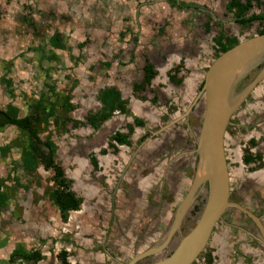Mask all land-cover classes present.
Instances as JSON below:
<instances>
[{
	"label": "rangeland",
	"instance_id": "rangeland-1",
	"mask_svg": "<svg viewBox=\"0 0 264 264\" xmlns=\"http://www.w3.org/2000/svg\"><path fill=\"white\" fill-rule=\"evenodd\" d=\"M36 1L40 2V0ZM199 1L198 4H203V8H200L201 11L198 13L190 11L176 13L175 10H169L168 13L159 14V10L150 12L149 5H145L147 10L145 17L149 18L155 15L159 20L169 18L171 35L161 40H149L148 43L144 39V35L134 32L137 35L132 34L137 39L135 48L131 47L130 38L122 37L118 40L115 37L116 29L128 26L126 10L120 0H71L70 4L67 2L68 8L65 9L66 13L63 14V19L59 18L57 13V22L62 23L63 20L67 22L71 18L79 24L77 32H80L81 37L96 32L93 35L96 38L98 33H102L97 37V39L101 37V41L94 42L96 44L94 52L88 55L89 62H93L92 69H90L92 71L86 68L83 62L78 64V67L73 66L75 63H71L65 54L69 53L70 55L75 49L72 47L73 49H67L60 52L59 55H62L61 60L65 66L67 65L65 68H70L68 72L70 82L75 81L70 83L67 80H62V73L59 70L56 72L54 69H52L50 77L46 78L51 84H55L58 89H62L70 96V104L73 109L65 117L72 121L82 122L83 125L72 127L71 123L66 122L63 127L53 126V120L49 119L48 127L37 133L38 138L42 139L47 133L51 134L52 137L53 131H64L66 132L65 137L56 139V148L61 145L65 152L61 157H67L66 152H72L77 158L83 157L84 150L88 151V148L83 145L79 138L83 135L86 136L87 132V134L91 133L90 128L84 123V118L98 111L100 104L97 102V92L104 87L117 89L125 101V108L130 110V115L137 116L144 123L143 127L132 129L129 135L130 145L127 148L120 147L116 156L112 157L111 163L114 167L112 173L110 172L111 176L107 175L106 171L100 173V184L95 181L99 174L96 173V169H90L87 160L86 174H81L77 178L83 180L84 177L86 182H89L98 192L96 197L87 198L84 195L80 197L81 191L75 190L73 187L75 184L73 177L77 175H74L70 180V190L82 199V205L76 213L72 214L76 216L75 220L77 219L78 222L74 221L76 223L73 225L74 230H71L70 233L67 231L64 233L67 235L72 233L76 239L81 238L79 241L87 238L88 241L94 242V249L84 245V249L77 250L84 252L85 256L90 257L92 255V259H96V264H127L134 255L159 245L169 229L175 210L185 197L195 174L197 161L195 152L196 130L200 124V114L197 110L198 107L192 102L198 93L207 66L214 59L211 38L218 33L217 29H220L225 36L236 37L237 42H240L254 36L255 31L260 28L256 22L246 29L235 24L232 16L223 8L228 0H213V4L212 0ZM25 2L26 0H17L16 4L20 8L23 5L21 3ZM12 3L13 0H3L0 6L3 7L2 5H4L11 10L15 8L12 7ZM252 4L248 14L264 12L262 1L259 7L254 3ZM141 8H143V4H138L130 14V17H135L134 21L139 23L140 27L142 26L139 20ZM16 10L19 9L16 8ZM53 18L55 17L51 15L42 22L41 27L46 32L53 31ZM153 18L146 20L149 24H153L151 25L153 28H151L156 30V25L159 26L161 21L157 23L158 21ZM206 22L209 23L207 30L204 27ZM176 35L179 38L177 40ZM151 37L156 39L157 33ZM89 43L90 40L88 39L84 48ZM165 49L169 50V55ZM83 51L85 50L81 49L79 54H84ZM31 52L34 62L33 64L30 62L29 70L31 71L25 73L21 71L19 76H24L21 80L18 78L16 80L18 83H22V79H26L25 75H27L26 86H31L32 93L30 92V94L36 95L41 90L43 75L39 69H35L34 64L41 63L42 55L45 52L35 49ZM110 57L112 58L111 62H107L110 61ZM142 57H148L153 62L156 71V76L151 83V89L155 92V104L153 105L148 102L153 97V93L145 90L135 94L134 97L131 94V85L138 82L141 77V63L137 60L139 58L141 60ZM178 59L182 60V71L174 76V80H180L178 85H174L173 82L168 83L165 73ZM100 60L105 63L100 65ZM111 63L109 69H104ZM21 67L19 66V69H23ZM248 71L241 74L235 83L234 96H237L255 75L251 69ZM179 76H182V79ZM61 84L66 87L61 88ZM23 90L24 88H21L19 91ZM42 91H40L41 95ZM48 95L53 98L50 92ZM139 97H142V100H139ZM22 101L24 102L23 98L19 96L18 105L22 104ZM134 107L147 111L149 117L136 112ZM57 108H59L57 115L62 118L64 114L60 111V107ZM25 109L28 112V108L25 107ZM111 117H119L120 128L131 122L130 116H122L116 112ZM16 133L14 128L7 127L0 133V142H12ZM143 136L145 138L140 142L139 139ZM21 138L19 137L18 143H23ZM52 141H54L53 137ZM251 143H254L253 146ZM70 145L72 147H69ZM73 148H75V152H73ZM59 149L58 147L57 151ZM223 152L228 174L229 201L254 213L264 229V77L231 113L224 131ZM243 153L252 156L259 154L261 161L243 165L241 162ZM118 157L119 159H117ZM9 158L8 161L16 160L18 155L11 152ZM8 161L0 164V177H4L5 173L8 172ZM39 174L45 182H42L43 184L36 190L37 194L43 198V190L50 184L51 171L43 172L40 169ZM64 174L67 179L70 178L69 175ZM205 189L206 185L204 184L196 189L185 215L179 222L168 245H174L193 226L194 220L200 214L204 204L205 194L203 190ZM6 191L4 189V195H6ZM99 198L105 208L109 204L111 205L110 210H93L91 206H94L95 200ZM44 202L45 204L40 209L34 210V216L26 217L28 226L34 222L35 228H31L30 232H35V237L42 235L40 233H44L43 230L53 225L54 218L56 219L54 209L49 206L50 203ZM15 207L21 209L17 204L12 205L10 202L7 213L11 209L13 211ZM20 213L22 211H18V214ZM22 220L20 217L18 225H21ZM50 222L52 223L49 225ZM16 226L11 228L7 225L6 213H0V243L3 239L11 237L10 231L12 229L21 230V226ZM68 227L70 226L68 225ZM57 230L60 231V226ZM13 237L11 238L13 239ZM27 243L30 250L36 246L38 248L39 245H41L40 249H43L42 252L50 250L49 245L38 244L37 241L36 243L34 241ZM260 246L263 247L262 240L258 238V231L252 221H249L236 210L228 208L212 229L205 247L191 264H203L207 260L210 264H264V251ZM170 248L167 246L161 253L143 257L138 264H150L164 255L163 253L169 251ZM87 249H91V251ZM77 250L70 249L68 253L70 260L72 256H74L73 260L79 259L78 256H75ZM53 251L54 253L48 252V256L51 258L53 254H56L58 248L52 247ZM3 255L5 254L0 253V264H6ZM12 264L24 263L14 260Z\"/></svg>",
	"mask_w": 264,
	"mask_h": 264
},
{
	"label": "crops",
	"instance_id": "crops-1",
	"mask_svg": "<svg viewBox=\"0 0 264 264\" xmlns=\"http://www.w3.org/2000/svg\"><path fill=\"white\" fill-rule=\"evenodd\" d=\"M2 1L3 0H0V4ZM13 1H16V0H13ZM27 1H29V2H27ZM35 1L36 0H26L25 3H21L24 5V7H23V5H21L20 8H18L17 4L15 3L12 6L15 8H12L11 10L7 9V7L4 5H2L3 7L0 6V111H4L7 107V105H11V106L17 108V118H21L24 116L26 117V116H28V114H30L31 105L33 104L34 101L39 99V97L41 96L40 91H42V89H44V91H42V94L48 96V98L51 100V98L48 95V91L44 87L45 85H47L48 87H51L54 94L61 95V96L67 95L69 97L68 102L70 104V96L68 94H66L65 91H63L62 89H60V88L58 89L55 84L54 85L51 84L49 82V80L46 78L50 77L49 75H50L52 69H54V71L57 72V70H59L62 73L61 74L62 80H67L68 82H70V79H69L70 75L68 74V72L70 71V68H68V67L65 68L67 65L66 66L64 65L63 60H61L62 55H59V54H60V52H64L67 49L68 50L73 49L72 47L75 48V49H73L74 53L72 52V53H70V55H69V53H65V54H67L70 62L75 63L74 65L73 64L72 65L73 66L76 65L75 67H78L77 65L83 62V65H85L86 68H88L89 70L92 69V63L93 62H89L88 55H91L92 52H94L93 50L96 47V44H94V42L97 41V43H98L99 41H101L100 40L101 37H99L98 39H97V37L102 33H98V36L96 38L93 37V35L96 32L91 33V35L85 34V35H83V37H81L80 32H77V29H78L77 27L79 24L77 25V23H76L75 25H72L69 23L70 21L65 22L64 20L60 24L58 22H56V26L55 27L53 26V31H51V32L47 31V35L45 37H41V35L39 36V34H37V32H36V29L34 28L33 20H31L30 16H27L28 11H26V8L29 6V4H32ZM52 1L54 2V10H55V12L58 13V15L65 14L66 13L65 9L68 8L67 2L69 4L71 3V0H60L58 2H57V0H52ZM62 1H64V2H62ZM86 1H90V0H86ZM205 1H209V0H205ZM120 2L123 3V7L126 10L127 25L128 26H124L122 28L116 29L115 37L118 40H119V38L122 39V37L123 38L128 37V39L130 38V41H131L130 45L132 48L133 47L135 48L136 40H137L136 39L137 35L134 32H136L137 34L140 33V35H144L145 36L144 39H146L148 41V43H149V40H152V41L161 40L164 37L168 38L169 35H171V31L169 30V18H167L166 20L165 19L159 20L155 15L150 16V17L148 16L149 18L154 17L153 19H156L158 21L157 23H159L161 21L159 26L156 25L157 26L156 30L152 29L153 27L151 25H153V24H149L147 22V20L149 18L145 17V15L147 13L145 5H149V7H150L149 11L150 12L152 10H159V14L168 13L169 10H175L174 12H176V13H178L179 11H190V12L198 13L199 11H201L200 8H203V4L202 5L198 4V3H200L199 0H120ZM138 4H141V5L143 4V8L140 9L141 10V17L139 18L140 22L142 23L141 27H140L139 23L134 21L135 17L134 18H133V16L130 17V14L134 11V9L136 8V6ZM212 4H213V0H212ZM225 4L223 6L224 10H225ZM1 8H2V10H1ZM16 8L19 10H16ZM76 9H79V8H76ZM227 13H229V12H227ZM229 14L231 15V13H229ZM179 16L180 15H178V17ZM190 16H193V15H190ZM61 18L63 19V16ZM121 21L123 22L124 20H121ZM135 23H137V24H135ZM136 25L139 27H137ZM204 27H205V30H207L209 27V23L206 22ZM142 28H143L144 32H143ZM172 29H174V28H172ZM176 30H178V27H176ZM179 30H181V29H179ZM53 32L60 35L61 41H62V46L65 48H63L61 50L60 49H52V48H50V46L47 45V40L51 37ZM141 32H143V33H141ZM217 32L218 33L211 38V49L213 52H214V45H213L212 39L215 38L217 35H223L224 37H227V36H225V34L223 32L220 31V29H217ZM155 33H157V36H158L156 39H154V37L153 38L151 37ZM132 34L133 35L135 34L136 36L133 37ZM175 38H176V40L179 39L178 35H176ZM88 39L90 40V43L88 45H86L87 46L86 48H84L85 44L88 43ZM77 40H79V41L77 42ZM81 43L83 45H80V48H79L77 45L81 44ZM19 48H20V50H19ZM34 49L35 50H42L45 53L42 55L43 58H42L41 63L38 65L34 64L35 69L36 70L39 69V72H41V74L43 75V82L41 83V90L36 95L35 94L31 95L30 94V92H31L30 87L31 86L30 85H29L30 87L26 86V84H27L26 79L28 78L27 75H25L26 79H24V78L22 79L23 80L22 83L21 82L18 83V80H16V79L18 78L19 80H21L22 76H24V75H22L21 77L19 76V73L21 71H24V73L27 71H31V70H29V68L31 67V63L32 64L34 63L31 51H33ZM81 49L85 50V51H83L84 54H79ZM130 54L133 56L132 52H130ZM97 55H99V54H97ZM213 57H214V55H213ZM48 58H52V59L49 60ZM129 58H130V56H129ZM109 59H110V61H107V62H111L112 58L110 57ZM145 60H147V62L150 63L149 62L150 59L148 60V57H142L141 60L139 58V60H137V61H140L141 67H142L145 65V62H144ZM100 62H101L100 65L105 63L103 60H100ZM41 64L44 65L45 67L42 66ZM150 64H153V62ZM111 65H112V63L109 64L108 66L104 67V69H109L111 67ZM19 66H22L23 69H19ZM152 67H153V70L156 74V71L154 69V65H152ZM174 68L176 71L174 76H176L182 71V60L181 59H178L177 61H175V63L173 65H171L170 69L173 70ZM66 70H67V74H66ZM171 70H167V72H170V73H168L170 75L172 74ZM90 71H92V70H90ZM154 76H156V75H154ZM179 78L182 79V76H179ZM73 81H75V80H73ZM73 81H71V82H73ZM60 87L64 89L66 86H63L61 84ZM21 88H24V90L19 91ZM18 95L20 97H22L24 100V102L22 101V104H20V105H18V103H17L18 98H19ZM121 100H122V98H121ZM26 104H27V106H26ZM21 106L27 107L28 112L26 111L27 109H25V107L23 109V107H21ZM134 110L136 112H139L140 114H144L147 116L149 115L147 111L140 110V109L135 108V107H134ZM49 119L53 120L52 117ZM121 119H124V118L121 117ZM1 120L2 119L0 116V123H1ZM130 121L132 122L131 116H130ZM131 122L129 124H131ZM52 124H53V126H56V125H54L53 121H52ZM48 125L49 124L47 122L46 127H48ZM120 125H121V121H120L119 117H117V118L111 117V118L107 119L96 130H92L87 125L90 128L91 133L87 134L88 133L87 132L86 136L83 135L79 139L81 142H83V145L86 148H88V151L84 150V156L81 158L75 157V155L72 152L71 153L66 152L68 154V156L67 157H61L62 155L65 154V152L61 148V145L58 146L60 149H59V151H57L58 147L56 148V146H57L56 139L65 137L64 134L66 132H64V131H62V132L58 131L59 133L56 131H53L52 137L54 138V141H52L51 134H49V133H47L42 139L39 138L40 140L48 138V140L50 142H52L53 147H54L53 160L55 163H57L60 166V168L62 169V172H63V177L66 180H68L70 182V184H71V181H70L71 178L74 175H77L76 177H73V180L75 181V184H73V187L75 190L81 191L80 193H82V194H80V197H82L84 195V197L90 198L92 196L96 197V195L98 194V192L95 191V189L90 185V183L86 182V179L84 177H83V180L77 178L78 176H81V174H83V175L86 174L85 170L87 168V166H86L87 160H88V163H89L88 165L90 166V169H93L94 167L92 166L90 160H91V158L94 159L95 164H96L94 169H96V173L99 174V177H96L95 181L97 184H100L101 174L103 172L106 171L107 175L111 176L112 168L114 167L113 164L111 163L112 157L116 156L120 147L123 146V147L127 148L124 145H116L115 146L114 142L110 140V137L115 132H120V133H126L127 132L126 131V125L127 124H125V126L123 125L122 128L119 127ZM9 126L14 128L17 131V133L14 136V140L12 139V142L11 141L0 142V150L3 148H6L3 150V152L0 151V164L2 162L8 161L10 159L9 155L11 154V152H15L18 155V158L16 160L8 161V163H9L8 172L5 173L4 177H0V192L3 194V196H5V198H4L5 202L0 207V213H4V212L6 213L7 225L11 226V228H14L15 225H17L18 227L21 226V230L12 229V231H10L11 232L10 236L11 237L14 236V237H13V239L11 237L9 239L5 238V239H3V241H1L0 253L5 254L3 256H5V259H7V258H10L12 251L16 248H20L26 252H30V249L28 248L29 244L27 242L28 241H34L36 243V241H37L38 244L42 243V245L43 244L49 245L48 248L50 250H48L47 252H43V254L46 253L47 255L42 256V259L40 258V261H37L35 264H58V263L62 264V259H63L62 254L63 253H64L65 261H68V263L66 262L67 264H96V262H95L96 259H92V257H91L92 255L90 257L88 255L85 256V254H83L84 252L77 250V249H82V248L84 249V247H85L84 245H87L88 247H91V249L92 248L94 249L95 243L92 241H88L87 238L85 240H82V241L81 240L79 241V239H81V238L76 239V240H74L75 243L73 245H69L71 247V249L77 250V253L75 254V256L79 257V259L77 261L73 260L74 256H72L71 260L69 259V257H68L69 254L67 253L68 249L66 248L65 240H61L62 241L61 244H60V242L56 241L54 243V246L48 240L49 238H51L49 236H51V235L54 236L56 234V228L59 227V223L63 222V223H66L67 225H69L71 220L73 221L72 222L73 224H74V221L77 220V219L75 220L76 216H73L72 214L76 213L79 210L80 205H82V199L77 197L73 191H71V192L74 194V196L76 198H78L80 200V203H79L78 209L76 211H72V213L70 211L67 212L65 222L61 221V220L59 221V219H58V217L60 218L59 213L54 208V211H55L54 214L56 216V219L54 218L53 225L56 228H47L46 227L43 230L45 232L40 233L42 235H40L39 237H35L36 236L35 232H33V233L30 232L31 228H33V229L35 228L34 222H32L30 226H28V223L26 222V217L34 216V214H33L34 210L40 209L42 207V205L45 204L44 201H47L49 203L48 197H47V190H43L44 200H42L43 198L37 194V190H36L37 187H40L45 182V180L43 181L42 178L40 177V174H39L40 169L43 172H45L47 170H44V168L41 165L36 166V168H34L32 171L25 170L22 167L23 163L20 160V152H19L18 147L21 146L23 143H18L19 137L21 138V134L19 133V130L16 129L12 125H3L0 128V133L2 131H4L5 129H7V127H9ZM41 128H42V126H41ZM45 129L46 128H43L42 131ZM18 134H19V136H18ZM37 137H38V134H37ZM128 140H129V137H128ZM110 145L116 147L115 151L113 150V148H111ZM69 147H72V145H70ZM72 150H73V152H75V148H73ZM58 152H59V154H58ZM243 155H244V153L241 155V157ZM117 159H119V157ZM48 171H50V170H48ZM64 173L69 175L68 177H70V178L67 179ZM88 174L89 173L87 172V175ZM97 181H99V182H97ZM4 189H6L8 191V192L7 191L5 192L7 196L4 195V193H3ZM10 202H12V205L17 204V206L21 207V209L15 207L13 211L11 209V211L7 213V209H8ZM94 203H95V205L91 206L93 208V210L103 211L105 209L110 210V208H111L110 204L108 207L106 206V208H105L104 204L100 201V198L96 199ZM18 211L19 212L22 211V213L18 214ZM12 212H13V214H12ZM71 215H72V217H71ZM20 217H22L23 220H22L21 225H18V222L20 221ZM13 221H15V222H13ZM76 223H78V222L76 221ZM65 230H66V227H65L64 231ZM68 232L70 233L71 231L68 230ZM62 237L63 236H60V238H62ZM73 237H74V235H73ZM45 239L48 242H44ZM26 246H27V248H26ZM40 246L41 245H39L38 248H37V246L35 248H33V251L40 254L43 250V249L42 250L40 249ZM52 247L55 249L62 247L61 254L60 255L53 254L52 258L50 256H48V252L54 253V251L52 252ZM260 248H262V250L264 251V244H263V247L260 246ZM91 249H87V250L91 251ZM86 252H88V251H86ZM57 256H58V259H57ZM17 258H19V257H16L15 259H17ZM67 258H68V260H67ZM80 258H81V260H80ZM26 264H32V262L30 261V263H26Z\"/></svg>",
	"mask_w": 264,
	"mask_h": 264
},
{
	"label": "water",
	"instance_id": "water-1",
	"mask_svg": "<svg viewBox=\"0 0 264 264\" xmlns=\"http://www.w3.org/2000/svg\"><path fill=\"white\" fill-rule=\"evenodd\" d=\"M261 57L264 58V34L237 42L207 66L202 86L192 102L198 107L201 120L196 130L197 161L194 177L159 245L134 255L127 264H135L143 257L158 254L155 252L157 248L161 253L167 246L171 247V253L161 255L150 264H191L205 247L212 229L228 208L249 218L264 244V229L259 219L240 205L229 201L228 174L223 152L224 131L231 113L264 77V65L237 96L233 95L235 83ZM197 98L199 101L196 102ZM203 184L206 189L203 190L205 199L200 214L186 234L174 245H168L196 189Z\"/></svg>",
	"mask_w": 264,
	"mask_h": 264
},
{
	"label": "trees",
	"instance_id": "trees-1",
	"mask_svg": "<svg viewBox=\"0 0 264 264\" xmlns=\"http://www.w3.org/2000/svg\"><path fill=\"white\" fill-rule=\"evenodd\" d=\"M264 3V0H229L225 4V10L231 13L233 21L235 24L239 25L241 28H249L252 23L256 22L260 28L255 31L256 35L264 34V12L260 13H249L248 11L252 7V3L256 6H260V2ZM214 45V57L218 56L220 53L228 50L237 44L236 37H224L223 35H217L212 39ZM47 45L52 49H63L61 37L57 33H53L51 37L47 40ZM81 44L77 46L80 48ZM43 58V56H42ZM51 60L52 58H48ZM54 59V58H53ZM262 64H259V70ZM172 74L168 75L169 81L173 82L175 85L180 83V80H174V75L176 73L175 68L171 70ZM155 72L150 63L145 61V65L142 67V79L139 83H134L132 85L133 93H140L145 88L148 87L150 80L154 77ZM48 92H50L51 100L48 96L42 94L38 100L34 101L30 108V114L21 118H17V108L7 105L4 111H0L1 123L0 128L3 125H12L19 130L21 134L23 144L17 146L20 152V160L23 163L22 167L25 170L32 171L36 166L41 165L44 170H50L52 172V181L54 183L53 188L47 191V197L57 208V211L61 217L64 219L68 211H76L78 209L80 200L74 196V194L69 189L70 182L63 177V172L60 166L54 162V147L52 142L48 138L40 140L37 137V133L43 128H46L49 118H53V123L63 127L64 123H71L72 127L83 125L82 122L72 121L66 118L65 115L70 112L73 107L69 104V97L67 95L61 96L54 94L51 87L47 85L44 86ZM151 92V91H150ZM142 100V97H139ZM97 101L100 104L98 111L90 114L84 118V123L87 124L92 130H96L104 121L109 119L113 113L117 112L123 116H130V112L125 108V101L120 99L119 92L113 87H104L99 89L97 92ZM150 104H155V96L149 100ZM60 111L64 114L62 118L57 115ZM143 121L136 117H132L131 124L126 125V133L115 132L110 140L114 142L115 145L129 146L130 142L128 140L129 135L132 132L133 127H143ZM42 126V128H41ZM145 136L141 137L139 141L141 142ZM254 143H251L253 146ZM115 151L116 147L110 145ZM6 148L1 149L0 151ZM260 155H249L244 154L242 156L243 164L259 163ZM92 166L95 168V161L93 158L90 160ZM5 196L0 192V207L4 204ZM62 264H67L64 258V253ZM19 257L22 259L31 260L32 264H35L39 259V253H27L26 251L16 248L12 251L9 260L13 263L15 258ZM203 264H210L207 262Z\"/></svg>",
	"mask_w": 264,
	"mask_h": 264
},
{
	"label": "flooded vegetation",
	"instance_id": "flooded-vegetation-1",
	"mask_svg": "<svg viewBox=\"0 0 264 264\" xmlns=\"http://www.w3.org/2000/svg\"><path fill=\"white\" fill-rule=\"evenodd\" d=\"M17 2V0L16 1H13V3H12V5H14L15 3ZM53 6H54V2L52 1V0H40V2H38V1H35L34 3H32V4H30L27 8H26V11H28V13H27V16H30V18H31V20H33V25H34V28L36 29V32H37V34H39V36L41 35V37H45L46 35H47V32H46V30L45 29H43L41 26L43 25V21H44V19L45 18H47V17H49V16H51V15H53L55 18H53V23H52V25L55 27L56 26V22H57V12H55V10H53ZM59 16V18H61L62 16H63V14H61V15H58ZM68 21H70L69 23L70 24H72V25H75L76 24V21H74L73 19H69ZM59 24H60V22H58ZM78 25V24H77ZM49 32H51V31H49ZM53 33H55V32H53ZM227 37H230V36H227ZM166 50V49H165ZM166 53H167V55H169V50H166ZM217 57V56H216ZM215 58V57H214ZM148 60H149V58H148ZM145 61H147V60H145ZM144 61V62H145ZM149 62L150 63H152L150 60H149ZM260 62V63H259ZM261 62H262V65H261V67L259 68V70H257V71H255L257 68H258V66H259V64H261ZM151 65H153V64H151ZM264 65V58H259L257 61H256V63H255V65H253L252 67H250V69L252 70V71H254L255 72V75L253 76V78L257 75V73L260 71V69L262 68V66ZM143 67V66H142ZM142 67H141V77H140V80L138 81V82H135V83H139L140 81H141V79H142ZM249 69V70H250ZM169 70H171V69H169ZM249 72V71H248ZM253 72V73H254ZM168 73H170V72H166L165 73V77H166V79L167 80H169L168 79V75H170V74H168ZM156 75V74H155ZM155 77V76H154ZM153 77V78H154ZM152 78V79H153ZM252 78V79H253ZM150 80V82H149V85H148V87L147 88H145L143 91H141V92H144L145 90L146 91H148L149 93H153V95L155 96V92L154 91H152V89H151V83H152V81L153 80ZM251 79V80H252ZM250 80V81H251ZM169 82H171V81H168V83ZM172 83V82H171ZM134 84V83H133ZM132 84V85H133ZM132 85H131V94H132V96L134 97L135 96V93H133V90H132ZM201 86H202V81L200 82V86H199V90H200V88H201ZM117 90V89H116ZM198 90V91H199ZM118 91V90H117ZM151 91V92H150ZM119 92V91H118ZM140 92V93H141ZM137 94V93H136ZM246 98H247V96H246ZM120 99H121V96H120ZM139 99V98H138ZM123 100V99H122ZM140 100V99H139ZM132 110V109H131ZM128 111L130 112V110L128 109ZM131 116V115H130ZM132 117H136V118H138L137 116H134V115H132L131 116V118ZM139 119V118H138ZM197 159V158H196ZM260 161H261V156H260ZM259 161V162H260ZM241 162H242V159H241ZM242 164H243V162H242ZM243 165H247V164H243ZM258 170V169H257ZM52 172H51V175H50V177H49V181H50V184L45 188V190H47V191H50L52 188H53V186H54V183H53V181H52ZM252 178V177H251ZM254 178H255V176H254ZM253 179V178H252ZM257 185V184H256ZM69 189H70V187H69ZM228 197H229V192H228ZM48 201H49V206H50V208L52 207L53 209L55 208V210H57V208L55 207V205H53L52 204V202L48 199ZM237 204V203H236ZM239 205V204H238ZM241 206V205H240ZM242 207V206H241ZM242 208H244V207H242ZM248 208V207H247ZM231 209H233V208H231ZM245 209V208H244ZM190 210V209H189ZM233 210H235V209H233ZM247 210V209H246ZM248 211V210H247ZM238 212V211H237ZM248 212H250V211H248ZM240 213V212H239ZM252 215H254L255 216V214L254 213H252V212H250ZM67 214V213H66ZM240 214H242V213H240ZM243 215V214H242ZM60 216V215H59ZM245 216V215H244ZM256 217V216H255ZM247 218V217H246ZM58 219H59V221L61 220V221H64L65 222V220H66V217L64 218V219H61V217L59 218L58 217ZM249 221H250V219L249 218H247ZM52 222H50L49 223V225L51 224ZM253 224V223H252ZM73 225H75V223L73 224V223H69V226L70 227H68V225L67 224H65V223H63V222H61V223H59V226H60V231H58L57 230V228H59V227H55L54 225H51V226H49L48 228H56V234L53 236V235H51V236H49V237H51V238H49L48 240H49V242H51L52 244H53V246H54V243L56 242V241H58V242H60V244H61V240H65V245H66V248L68 249L67 250V253H69V251H70V249H71V247L69 246V245H73L75 242H74V240H76V238L75 237H73V235H72V233L71 234H69V235H67L66 233H64L65 231H67L68 232V230L69 231H71V230H73L74 229V226ZM254 225V224H253ZM65 227H66V230L64 231V229H65ZM254 227H255V225H254ZM255 229L257 230V228L255 227ZM258 231V230H257ZM62 234V235H61ZM53 236V237H52ZM60 236H63L62 238H60ZM258 238L260 239V240H262V238H261V236H260V233L258 232ZM44 242H48L46 239H45V241ZM262 243H263V241H262ZM34 251H33V249L32 250H30V252H27V253H33ZM61 252H62V247H60V248H58V251L56 252V254L57 255H60L61 254ZM37 253V252H36ZM169 253H171V251H170V249H169V251H167V252H165L164 253V255L166 256V255H168ZM40 255L41 256H44V254H43V252H41L40 253ZM41 258V257H40ZM42 259V258H41ZM57 259H58V256H57ZM21 262H23L24 264H26V263H30V261L31 260H28V259H22V258H20L19 259ZM19 260H16V261H19ZM45 260V259H44ZM38 261H40V259L38 260ZM5 262H6V264H12V262L9 260V258H7V259H5ZM67 263H68V261H66ZM137 264H138V262H137Z\"/></svg>",
	"mask_w": 264,
	"mask_h": 264
},
{
	"label": "clouds",
	"instance_id": "clouds-1",
	"mask_svg": "<svg viewBox=\"0 0 264 264\" xmlns=\"http://www.w3.org/2000/svg\"><path fill=\"white\" fill-rule=\"evenodd\" d=\"M256 35V34H255ZM214 60V59H213ZM207 69V68H206ZM206 71V70H205ZM203 78V77H202ZM169 81V80H168ZM175 85V84H174ZM149 102V101H148ZM117 113V112H116ZM201 121V120H200ZM200 125V124H199ZM199 127V126H198ZM115 145V144H114ZM116 146V145H115ZM127 147V146H126ZM242 159V158H241ZM71 213H72V211H70ZM146 251V250H145ZM40 255V254H39ZM41 256V255H40ZM41 258H42V256H41ZM20 258H17V259H15V262H16V260H19ZM67 260H68V258H67ZM20 261V260H19ZM137 262H139V261H137ZM136 262V263H137ZM128 263V262H127ZM135 263V264H136Z\"/></svg>",
	"mask_w": 264,
	"mask_h": 264
},
{
	"label": "bare ground",
	"instance_id": "bare-ground-1",
	"mask_svg": "<svg viewBox=\"0 0 264 264\" xmlns=\"http://www.w3.org/2000/svg\"><path fill=\"white\" fill-rule=\"evenodd\" d=\"M158 251H159V248H157V249L155 250V252L159 253Z\"/></svg>",
	"mask_w": 264,
	"mask_h": 264
}]
</instances>
